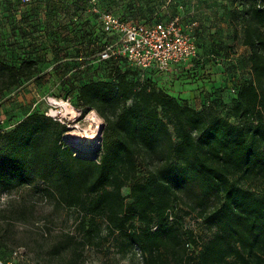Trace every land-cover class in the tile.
I'll return each instance as SVG.
<instances>
[{
  "label": "trees",
  "instance_id": "16d2710c",
  "mask_svg": "<svg viewBox=\"0 0 264 264\" xmlns=\"http://www.w3.org/2000/svg\"><path fill=\"white\" fill-rule=\"evenodd\" d=\"M118 1L148 12H119ZM172 1L176 12L161 10ZM97 2L102 11L144 24L179 15L197 47L186 63L201 56L194 33L201 29L180 8L185 0ZM227 21L249 49V73L233 87L227 115L220 116L213 97H199L197 105L157 85L162 73L123 57L98 61L111 40L98 17L90 51L96 62L111 64L110 72L73 87L82 112L95 110L104 120L98 157L78 155L63 140L66 125L46 109L34 110L0 128V191L40 182L41 194L56 208L78 209V245L94 242L102 218L106 235L122 238V255L134 251L141 264H264V0H234ZM37 71L34 59L15 64L0 58V97ZM179 204L214 229L204 243L176 212ZM11 213L24 218L28 207L20 204ZM74 241L65 233L53 254L66 253Z\"/></svg>",
  "mask_w": 264,
  "mask_h": 264
},
{
  "label": "rangeland",
  "instance_id": "374dc122",
  "mask_svg": "<svg viewBox=\"0 0 264 264\" xmlns=\"http://www.w3.org/2000/svg\"><path fill=\"white\" fill-rule=\"evenodd\" d=\"M97 1L0 0V58L15 64L22 59H34L38 66L33 77L0 97V128H10L32 111L46 109L47 114L66 125L63 140L78 155L98 157L104 120L95 110L82 112L73 90L78 83L105 79L110 72L111 64L96 62L90 51V42L98 40L97 20L103 10ZM233 2L185 0L180 8L201 29L194 31L201 56L162 73L157 82L174 95L191 94L197 105L199 97H213L214 111L220 116L227 115L233 87L249 73V49L242 45L240 35L234 36L227 21ZM177 7L172 1L161 10L171 14ZM114 8L119 12H138L134 17L146 16L148 12L127 9L119 1ZM88 141L94 144H81ZM41 187L37 182L0 191V251L4 255L9 257L16 251L25 264H141L140 256L134 251L122 255L119 251L122 238L106 235L102 218H98L101 231L94 242L78 245L77 240L81 239L78 209L56 208L52 200L41 194ZM122 191L127 195L129 187H123ZM20 204L28 207L24 218L11 213ZM188 210L183 204L176 208L183 222H194L196 237L204 243L214 229L197 221L198 214ZM65 233L75 236L76 241L66 253L54 255L52 246L64 240Z\"/></svg>",
  "mask_w": 264,
  "mask_h": 264
},
{
  "label": "built area",
  "instance_id": "2783aa9c",
  "mask_svg": "<svg viewBox=\"0 0 264 264\" xmlns=\"http://www.w3.org/2000/svg\"><path fill=\"white\" fill-rule=\"evenodd\" d=\"M99 19L103 31L111 36V40L96 54L98 61L123 57L138 69L165 73L197 55L196 44L188 30L190 26L183 25L179 15L167 21L144 24L101 11ZM196 220L200 222V218ZM187 226L195 231L194 222H189ZM0 264L25 263L21 255L14 251L7 258L0 255Z\"/></svg>",
  "mask_w": 264,
  "mask_h": 264
},
{
  "label": "bare ground",
  "instance_id": "6f19581e",
  "mask_svg": "<svg viewBox=\"0 0 264 264\" xmlns=\"http://www.w3.org/2000/svg\"><path fill=\"white\" fill-rule=\"evenodd\" d=\"M71 141H74V142H76V140H71ZM81 144H84V145H89V144H94L93 142H91V141H88V142H83V143H81Z\"/></svg>",
  "mask_w": 264,
  "mask_h": 264
},
{
  "label": "crops",
  "instance_id": "0c3cea01",
  "mask_svg": "<svg viewBox=\"0 0 264 264\" xmlns=\"http://www.w3.org/2000/svg\"><path fill=\"white\" fill-rule=\"evenodd\" d=\"M190 95H191V94H187V97H191Z\"/></svg>",
  "mask_w": 264,
  "mask_h": 264
}]
</instances>
